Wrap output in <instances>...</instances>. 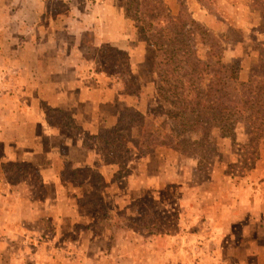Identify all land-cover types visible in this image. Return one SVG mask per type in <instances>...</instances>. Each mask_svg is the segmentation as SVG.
<instances>
[{
    "label": "rangeland",
    "instance_id": "1",
    "mask_svg": "<svg viewBox=\"0 0 264 264\" xmlns=\"http://www.w3.org/2000/svg\"><path fill=\"white\" fill-rule=\"evenodd\" d=\"M118 1L123 11L124 0ZM165 1L176 12V1ZM181 1L220 43L223 60L239 65L238 81H246L250 66L258 60L257 47H264L257 26L264 0ZM20 8L26 16L25 6ZM51 8L63 13L66 5L54 2ZM0 13H8L2 4ZM16 16L17 12L15 19L0 18V264H235L243 230L235 221L233 201H240L241 184H250L248 176L264 154V136L258 146H244L248 130L239 122L233 136H222L218 128L210 127L209 142L196 151L181 153L159 145L163 115L155 109L157 53L151 47L138 58L107 44L92 54L97 63L92 67L108 80L113 77L115 86L122 78L121 90L131 99L118 118L124 117L128 130L113 137L110 142L115 145L104 143L100 136L97 140L99 130L118 119L96 132H83L70 109H56L39 98L46 85H34V100L23 98L27 83L21 76L26 70L23 73L19 64L15 67L13 60L22 57L27 29L35 21L30 24ZM133 39V46L136 41L145 43L136 35ZM196 45L203 58L206 46L198 41ZM8 104L18 113L15 122ZM28 107L36 115L42 112L44 120L62 127L67 136L76 135L77 142L90 145L100 163L103 158L120 161L103 163L114 164L110 180L97 167L75 166L64 156L63 147L53 151L59 154L55 155L59 165L51 164V153L41 158L47 162L40 166L18 159L13 130L16 120L25 119ZM139 138H148L147 148L133 146L130 140ZM259 164L264 165V159ZM54 175L56 181L51 182ZM256 182L264 197V169L251 187ZM248 215L244 218L248 222L262 221L257 214ZM256 230L251 226L248 234L256 236ZM249 246L242 247L243 253L250 251Z\"/></svg>",
    "mask_w": 264,
    "mask_h": 264
},
{
    "label": "crops",
    "instance_id": "2",
    "mask_svg": "<svg viewBox=\"0 0 264 264\" xmlns=\"http://www.w3.org/2000/svg\"><path fill=\"white\" fill-rule=\"evenodd\" d=\"M54 2L66 5V10L63 13L54 12L51 8ZM93 2L88 5L83 0H0L9 14L0 13L2 20L9 17L15 19L17 12L16 18L19 20L26 18L30 24L35 21L33 27L27 29L29 38L21 48L22 57L13 60L15 67L19 64L23 73L26 70L25 77L21 76V82L27 83L23 98L26 101L34 100V85H46L38 93L39 98L56 109H70L75 123L83 132L91 133L114 124L124 107L130 106L131 99L130 94H124L121 90L122 78L115 86L113 77L108 80L107 75L96 73L92 67L97 64L92 55L94 51L109 44L128 56L140 58L152 47L140 41L133 46L134 28L124 16L118 0ZM21 5L25 6L26 16L19 13ZM87 36L89 39L84 41ZM89 54L90 57L87 56ZM10 65H13L11 60ZM27 110L25 119L21 122L16 120L13 130L17 138L16 151L20 154L18 159L40 166L47 162V159L42 161L41 158L51 153V164L59 165L61 160L55 158L59 154H53V151L63 147L64 156L75 166L97 167L104 179L110 180L112 173L109 172L115 170L114 164L100 163L90 145L77 142L76 135L67 136L62 127L50 125L44 120L42 112L36 115L34 108L28 107ZM7 111L14 121L13 118L18 115L16 109L10 105ZM24 132L27 133V143L23 145ZM262 159L264 154H261L254 172L248 176L250 184L247 185L246 181L241 184L242 195L237 197L240 201H233L232 210L236 211L234 215L237 216L235 221L239 220L243 230L240 245L235 248V252H238L234 256L235 264H264V197L256 188L257 182L254 188L251 187L252 180L260 176L264 169V165L259 164ZM58 174L56 172L55 175ZM55 175L50 178L51 182L56 181ZM248 213V216L257 214L262 221L255 225L256 222L244 220ZM251 226L256 227V236L248 234ZM246 244L252 248L249 246L250 251L243 253L242 247Z\"/></svg>",
    "mask_w": 264,
    "mask_h": 264
},
{
    "label": "trees",
    "instance_id": "3",
    "mask_svg": "<svg viewBox=\"0 0 264 264\" xmlns=\"http://www.w3.org/2000/svg\"><path fill=\"white\" fill-rule=\"evenodd\" d=\"M175 1L176 12L165 0H124L123 5L137 38L152 46L159 58L154 63L155 109L163 115L158 144L181 153L196 151L209 142L210 127L218 128L222 136H233L236 124L242 122L249 136L243 145L258 146L264 136V47H257L258 60L250 66L248 79L239 82V65L226 63L217 39L181 0ZM258 24L264 36V15ZM197 41L206 46L203 58L197 53ZM123 120L121 116L112 127L99 130L95 139L100 136L104 143L115 145L110 142L113 137L128 130ZM191 133H196V138ZM148 135L151 137L152 131ZM147 140L130 141L136 148H147ZM101 162L121 164L113 158Z\"/></svg>",
    "mask_w": 264,
    "mask_h": 264
}]
</instances>
